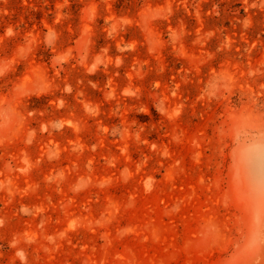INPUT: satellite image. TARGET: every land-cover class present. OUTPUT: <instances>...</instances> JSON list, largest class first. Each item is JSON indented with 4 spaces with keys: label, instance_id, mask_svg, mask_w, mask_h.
Here are the masks:
<instances>
[{
    "label": "rangeland",
    "instance_id": "374dc122",
    "mask_svg": "<svg viewBox=\"0 0 264 264\" xmlns=\"http://www.w3.org/2000/svg\"><path fill=\"white\" fill-rule=\"evenodd\" d=\"M0 264H264V0H0Z\"/></svg>",
    "mask_w": 264,
    "mask_h": 264
}]
</instances>
